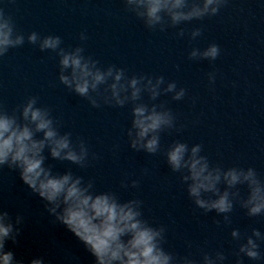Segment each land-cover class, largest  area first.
<instances>
[{
	"label": "water",
	"instance_id": "water-1",
	"mask_svg": "<svg viewBox=\"0 0 264 264\" xmlns=\"http://www.w3.org/2000/svg\"><path fill=\"white\" fill-rule=\"evenodd\" d=\"M201 2L188 0L189 5ZM0 11L11 18L14 34L24 36L22 44L0 57V110L22 119V106L36 98V106L50 112L61 134L70 132L74 144L83 140L89 148L86 167L53 160L47 149L46 164L54 171L71 169L92 180L95 190L113 191L121 201H142L143 218L165 229L162 246L174 256V264L184 257L204 264L205 255L215 259L217 252L226 256L222 264H237L238 259L264 264V258L237 256L249 236L256 239L254 229L264 235V215L249 217L238 202L228 214L198 208L182 174L172 171L165 155L176 141L189 149L200 144L211 165L251 167L264 179V0H225L216 15L164 31L160 26L149 29L127 0H0ZM197 29L201 34L193 38ZM33 32L36 43L28 40ZM47 36H59L65 51L83 48L82 54L101 67L124 68L129 77H164L156 100L143 97L149 106L163 105L175 117V127L161 133L158 153L130 147L131 104L94 108L61 83L59 49L40 48ZM213 43L220 48L215 60L191 56ZM173 82L176 91L185 89L181 100L173 99L175 92L163 91ZM238 187L240 198L246 199L247 185ZM45 205L20 179L19 170L0 169V210L9 213L13 224L22 217L17 242L9 239L5 250L24 264L36 257L46 264H94V257ZM234 229L240 238L232 237ZM257 243L264 257V240Z\"/></svg>",
	"mask_w": 264,
	"mask_h": 264
},
{
	"label": "clouds",
	"instance_id": "clouds-1",
	"mask_svg": "<svg viewBox=\"0 0 264 264\" xmlns=\"http://www.w3.org/2000/svg\"><path fill=\"white\" fill-rule=\"evenodd\" d=\"M224 2L202 0L189 5L188 0H127V6L144 20L149 29L160 26L164 31L166 26L174 27L181 22L214 16ZM165 17L169 18L170 24ZM200 34L197 29L192 36L195 38ZM28 40L36 43L37 33L33 32ZM23 42V35L14 34L11 18L0 11V57L10 47ZM60 45L59 36H47L40 43L42 50L59 49L61 83L86 98L94 108L101 107V103L113 107L131 104V125L127 130L130 147L138 152L158 153L161 133L175 127V117L170 110H162L163 105L149 106L143 97L148 94L151 100H156L161 95L164 77L155 80L145 75L129 77L124 68L99 66L98 60L82 54L83 48L65 51ZM219 54V46L213 43L202 53L194 50L191 56L215 60ZM176 87L175 82L169 83L163 91L175 92L173 99L181 100L185 89L176 91ZM36 104V98L28 99L22 106V119L0 110V169L7 166L19 170L23 183L46 202L48 211L84 245L94 257V264H174V256L162 246L165 229L154 227L143 218L142 201H121L113 191L95 190L92 180L85 181L71 169L54 171L52 165L46 164L47 149L53 160L86 167L89 148L83 140L74 144L70 132L61 134L50 112ZM37 133H43V137L37 138ZM201 150L200 144L189 149L187 143L176 141L165 153L172 171L182 174L187 194L194 204L205 212L215 210L217 214H228L238 202L249 217L264 215V179L256 170L213 166L207 156L201 155ZM137 183L133 181V186ZM222 184L225 185L223 190ZM242 185H247L246 199L240 198L238 186ZM225 220H228L227 215ZM21 221L22 217L18 216L13 224L9 213L0 210V264H24L17 260L13 251L5 250L9 239L17 242L20 233L17 225ZM231 235L240 238L241 234L234 229ZM253 236L256 239L249 236L247 242L240 245L238 257L242 253L251 260L264 258L257 243V240H264V235L254 229ZM225 260L223 252H217L215 259L209 255L203 258L204 264H217L218 261L222 264ZM30 264H46V261L43 257H36ZM181 264H195V261L184 257ZM237 264H243L242 259H238Z\"/></svg>",
	"mask_w": 264,
	"mask_h": 264
}]
</instances>
